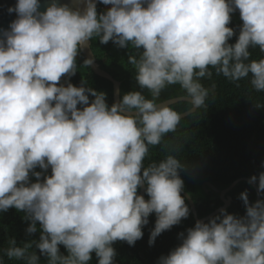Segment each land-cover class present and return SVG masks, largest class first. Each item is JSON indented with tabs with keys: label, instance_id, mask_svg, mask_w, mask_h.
Masks as SVG:
<instances>
[{
	"label": "clouds",
	"instance_id": "1",
	"mask_svg": "<svg viewBox=\"0 0 264 264\" xmlns=\"http://www.w3.org/2000/svg\"><path fill=\"white\" fill-rule=\"evenodd\" d=\"M99 2L111 7L98 14L94 0H84L81 12L53 0L40 12L38 0H17L8 9L17 18L0 39V211L25 212L28 234L39 223V242L21 247L10 239L6 250L27 264H39L29 251L33 244L47 264H89L93 253L98 264H113L112 244L133 246L150 214L156 221L149 245L188 217L179 176L185 166L171 154L145 165L149 146L180 122L177 111L156 103L166 86L180 85L194 109L214 91L200 82L212 76L210 69L231 81L250 75L252 87L264 92V58L251 60L249 51L264 52V0ZM237 10L242 25L229 44L234 30L227 25ZM93 37L139 51L128 63L151 99L129 91L109 106L85 81L60 83L76 73L79 50ZM49 168L51 175H44ZM258 191H264V172ZM240 199L243 217L222 209L207 223L197 221L158 264H264V200L249 204L247 192Z\"/></svg>",
	"mask_w": 264,
	"mask_h": 264
},
{
	"label": "trees",
	"instance_id": "2",
	"mask_svg": "<svg viewBox=\"0 0 264 264\" xmlns=\"http://www.w3.org/2000/svg\"><path fill=\"white\" fill-rule=\"evenodd\" d=\"M96 6L97 13L100 6ZM242 21L238 10L232 13L231 23L227 25L234 30L233 37L228 41L234 44L239 35ZM91 47L95 58L101 68L110 73L121 83V98L129 91H141L146 98L151 99L147 89H140L135 80L134 66L128 63L129 56H138L139 51L129 45L128 48H119L112 41L101 44L98 37H93ZM251 60L264 58V52L258 47L249 49ZM86 60L81 49L76 57L77 71L71 77H62L60 83L67 80L73 86H81L85 81V87H90L97 93L106 95V103L111 106L114 101L113 84L96 75L90 65L84 66ZM211 77L201 79L205 88L212 89L205 105L186 118L180 120L174 132L167 133L159 145L149 146V154L145 159V165L151 162H159L167 155H175L185 166L179 176L183 180V192L189 194L195 204L198 218L205 219L224 206L219 193L204 185L210 183L220 191L227 189L241 178L250 179L264 172V92L256 91L250 84L251 76L239 81H231L223 75H217L214 69ZM66 86V84H65ZM188 97L180 85H169L160 93L156 103ZM189 98V97H188ZM93 97H89L91 101ZM78 107H80L78 105ZM179 114L190 111L193 108L191 102L181 101L170 106ZM34 171H42L39 168ZM44 175H51L50 168ZM43 176L41 177V180ZM30 183L36 182L35 177L29 175ZM247 192L249 204L257 200L255 187L246 181L240 182L229 193L232 198V206L226 210L227 214L243 217L246 209L240 199L241 193ZM141 195V189H138ZM184 198L189 208V215L179 224L162 232L149 245L150 233L154 229L156 215L152 213L148 217V224L142 228V238L133 246L124 241H116L112 244L115 250L113 264H158L162 256H167L181 243L180 234L186 235L188 229L194 227L196 220L187 198ZM146 199H148L146 195ZM264 200V191H261V199ZM26 213L9 208L6 212L0 211V264H27L26 260L9 258L6 250L10 247L9 240L15 239L17 246H23L30 241L39 242L41 234L40 225L37 222V232L27 233L30 221L25 219ZM207 223V222H206ZM60 254L67 255L63 245L59 246ZM39 258V264H47V257L41 255L35 244L29 249ZM89 264H98L95 253Z\"/></svg>",
	"mask_w": 264,
	"mask_h": 264
},
{
	"label": "water",
	"instance_id": "3",
	"mask_svg": "<svg viewBox=\"0 0 264 264\" xmlns=\"http://www.w3.org/2000/svg\"><path fill=\"white\" fill-rule=\"evenodd\" d=\"M38 2L40 4V8L38 9V11L43 12L53 2V0H38ZM55 2L58 5H67L70 9L79 10L81 12L85 8L84 0H55ZM94 2L97 4L98 0H94ZM16 3H17V0H0V39H3L2 33L4 31L10 30L9 25L11 24L12 21H14L17 18V15L14 11L12 13L8 12V9L14 8ZM81 51L84 54L86 60H88V59L92 60V63L90 64L92 71L96 75L109 80L113 84V86H114V101H115V103L119 102L121 100V83L118 80H116L110 73L103 70L101 68V66L98 64V62L95 58V54H94L92 47H91V40H89L87 42V44L81 48ZM181 101L190 102V98H188V97L175 98V99L165 101L162 104H167L168 106H172V105L177 104L178 102H181ZM196 111H197V109L192 108L190 111H187L183 114H180V120L188 117L189 115L195 113ZM249 180L250 179H247V178H241V179L237 180L236 182H234L230 187H228L227 189L222 190V191H220L218 188H216L212 184L206 183L204 185L205 190L208 191L207 186H209L215 192L219 193L220 199L223 202L224 206L205 219H199L198 218V213H197L195 204H194L191 196L189 194L183 192V191L181 192V194L187 198L196 222L201 221V222L206 223L210 219L220 215V211L222 209L225 211L228 210L232 206V203H233L232 198L229 197V193L232 190H234V188L240 182H242V181L249 182ZM251 184L256 189V193H257V200L256 201H258L261 199V191H258V185L255 182L251 183ZM140 189H141V195L144 196L145 200H147L144 187H140Z\"/></svg>",
	"mask_w": 264,
	"mask_h": 264
},
{
	"label": "built area",
	"instance_id": "4",
	"mask_svg": "<svg viewBox=\"0 0 264 264\" xmlns=\"http://www.w3.org/2000/svg\"><path fill=\"white\" fill-rule=\"evenodd\" d=\"M98 3H99V0H98V2H97L96 6L98 5ZM110 7H111L110 5H101V6H100V12H101V13H104V12H106V11L108 10V8H110Z\"/></svg>",
	"mask_w": 264,
	"mask_h": 264
}]
</instances>
